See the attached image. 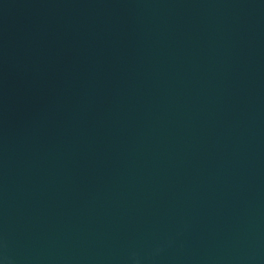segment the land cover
Returning <instances> with one entry per match:
<instances>
[{"label":"water","instance_id":"water-1","mask_svg":"<svg viewBox=\"0 0 264 264\" xmlns=\"http://www.w3.org/2000/svg\"><path fill=\"white\" fill-rule=\"evenodd\" d=\"M0 264H264V0H0Z\"/></svg>","mask_w":264,"mask_h":264}]
</instances>
